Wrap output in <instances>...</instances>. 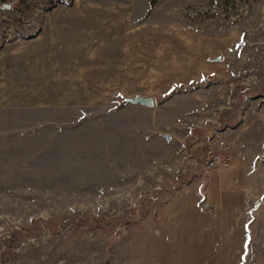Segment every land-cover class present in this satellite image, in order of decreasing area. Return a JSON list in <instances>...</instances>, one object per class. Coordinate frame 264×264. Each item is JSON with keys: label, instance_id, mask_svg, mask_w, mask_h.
I'll return each instance as SVG.
<instances>
[{"label": "rangeland", "instance_id": "rangeland-1", "mask_svg": "<svg viewBox=\"0 0 264 264\" xmlns=\"http://www.w3.org/2000/svg\"><path fill=\"white\" fill-rule=\"evenodd\" d=\"M7 1L0 264H264V0Z\"/></svg>", "mask_w": 264, "mask_h": 264}, {"label": "crops", "instance_id": "crops-1", "mask_svg": "<svg viewBox=\"0 0 264 264\" xmlns=\"http://www.w3.org/2000/svg\"><path fill=\"white\" fill-rule=\"evenodd\" d=\"M182 210L183 209H178L176 207H173L172 208V211H170V212L168 211V213H163V211H162V214L161 213L158 214L157 221H158V223H160L161 219L167 220L170 223V225H171V230H170L171 231V235H172V233L175 234V231H180L182 233V230L183 231L185 230L188 233V235L189 234L191 235V231L192 230H196L197 231V229H199L203 225L198 222V219L197 218H195L194 221H190L188 224H186V223H183L182 224V222H183V220L185 219V216H186L185 214L182 215V213H181ZM178 211H180V212H178ZM188 212L189 213L190 212L192 213L193 210L191 209ZM194 215H196L195 212H194ZM187 219H188V217H187ZM187 219H185V220H187ZM150 220H151V218H150ZM171 235H170V237H171ZM179 235H180V233H179ZM167 236H168L167 234L166 235H164V234L162 235L163 240H160L159 241V244H160L159 248L164 247L163 253L164 252L165 253L167 252L169 254V251L170 250L172 252V248H169V245L167 243V240L165 239V238H167ZM143 247H144V244H143ZM161 256L164 257V255H161ZM137 260H138V258H137ZM132 264H136V263L133 262Z\"/></svg>", "mask_w": 264, "mask_h": 264}, {"label": "water", "instance_id": "water-1", "mask_svg": "<svg viewBox=\"0 0 264 264\" xmlns=\"http://www.w3.org/2000/svg\"><path fill=\"white\" fill-rule=\"evenodd\" d=\"M10 7V3L7 1L5 2V4L0 5V9L3 8H8ZM214 61H217L216 59H214ZM154 99L151 95H140V94H135L132 96H125L123 97L119 103H118V107H122L124 105L130 104V105H137L140 107H146V108H152L154 106ZM159 136H161L162 138H164L167 142L171 141V135L169 133H158ZM263 148H264V141H263ZM258 206V204H256L255 208Z\"/></svg>", "mask_w": 264, "mask_h": 264}, {"label": "built area", "instance_id": "built-area-1", "mask_svg": "<svg viewBox=\"0 0 264 264\" xmlns=\"http://www.w3.org/2000/svg\"><path fill=\"white\" fill-rule=\"evenodd\" d=\"M221 162L222 165H227L226 161H223V159L215 158L212 161L209 162L210 165H216L217 163Z\"/></svg>", "mask_w": 264, "mask_h": 264}, {"label": "trees", "instance_id": "trees-1", "mask_svg": "<svg viewBox=\"0 0 264 264\" xmlns=\"http://www.w3.org/2000/svg\"><path fill=\"white\" fill-rule=\"evenodd\" d=\"M151 1H152V0H151ZM49 3H50V2H49ZM142 216H143V215H142ZM142 216H141V217H142ZM140 226H141V225H140ZM24 231H25V230H24ZM16 232H17V231H13V232H12V235H11V237L13 236L12 238H15V237H16ZM14 236H15V237H14Z\"/></svg>", "mask_w": 264, "mask_h": 264}]
</instances>
